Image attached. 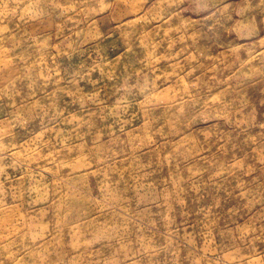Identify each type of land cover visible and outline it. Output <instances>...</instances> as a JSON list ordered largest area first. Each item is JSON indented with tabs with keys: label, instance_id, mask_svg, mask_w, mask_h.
I'll return each instance as SVG.
<instances>
[{
	"label": "rangeland",
	"instance_id": "1",
	"mask_svg": "<svg viewBox=\"0 0 264 264\" xmlns=\"http://www.w3.org/2000/svg\"><path fill=\"white\" fill-rule=\"evenodd\" d=\"M0 264H264V0H0Z\"/></svg>",
	"mask_w": 264,
	"mask_h": 264
}]
</instances>
